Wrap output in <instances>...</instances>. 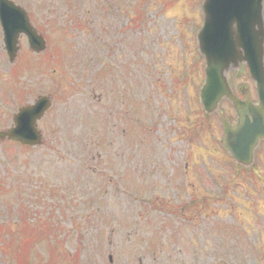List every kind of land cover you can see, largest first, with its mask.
Wrapping results in <instances>:
<instances>
[{
  "label": "rangeland",
  "instance_id": "obj_1",
  "mask_svg": "<svg viewBox=\"0 0 264 264\" xmlns=\"http://www.w3.org/2000/svg\"><path fill=\"white\" fill-rule=\"evenodd\" d=\"M13 1L47 48L10 63L0 31V131L52 105L41 144L0 139V264H264V143L240 170L200 102L204 0Z\"/></svg>",
  "mask_w": 264,
  "mask_h": 264
},
{
  "label": "water",
  "instance_id": "obj_2",
  "mask_svg": "<svg viewBox=\"0 0 264 264\" xmlns=\"http://www.w3.org/2000/svg\"><path fill=\"white\" fill-rule=\"evenodd\" d=\"M204 27L198 34L199 46L206 58V81L201 100L207 112L219 111V102L227 98L235 107L237 122L231 124L219 111L225 132L224 144L237 161L252 164L254 150L264 139V19L263 0H204ZM0 18L5 30L8 51L15 53L20 33L29 37L35 49L45 47L43 39L33 29L25 12L9 0H0ZM13 55V54H11ZM246 63L256 83L258 102H252L247 90L243 99L232 90L229 69ZM49 100L41 97L35 105L22 108L14 119L15 126L0 137L25 145L41 141L37 120L49 107Z\"/></svg>",
  "mask_w": 264,
  "mask_h": 264
}]
</instances>
